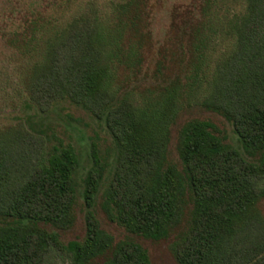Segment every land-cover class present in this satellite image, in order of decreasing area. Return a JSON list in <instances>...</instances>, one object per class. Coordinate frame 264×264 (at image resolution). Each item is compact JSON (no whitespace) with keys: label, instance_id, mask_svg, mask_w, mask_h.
<instances>
[{"label":"trees","instance_id":"16d2710c","mask_svg":"<svg viewBox=\"0 0 264 264\" xmlns=\"http://www.w3.org/2000/svg\"><path fill=\"white\" fill-rule=\"evenodd\" d=\"M149 1L117 0L105 15L90 7L47 28L35 8L6 39L38 59L22 117L0 129V264H152L141 242L166 239L177 264H264V0H172L157 47ZM51 2L59 11L70 0ZM218 39L226 49L192 105ZM60 101L110 137L99 207L123 238L96 216L105 161L92 148L78 184L75 149H50ZM78 205L83 233L65 240Z\"/></svg>","mask_w":264,"mask_h":264},{"label":"rangeland","instance_id":"374dc122","mask_svg":"<svg viewBox=\"0 0 264 264\" xmlns=\"http://www.w3.org/2000/svg\"><path fill=\"white\" fill-rule=\"evenodd\" d=\"M117 0H70L64 3L58 11L51 0H0V129L9 124L15 123L22 117L24 104L29 101V88L32 65L37 61L34 52L29 54L7 45L6 39L14 38V33H20L24 29V18L35 8L39 10L44 21L41 22L43 27L47 28L53 24L61 25L70 19L73 14L88 13L91 8L97 10L101 15L108 13L111 3ZM163 2V0H159ZM61 2V1H58ZM156 0L149 1L150 11L153 12L151 30L152 38L156 43L155 47L162 41L165 30L168 26L169 9L172 0L162 3V7L157 10ZM14 5V11L10 12V7ZM91 7V8H90ZM229 10L233 12L237 7ZM5 12V13H4ZM29 17V15H28ZM45 21H51L52 25H47ZM47 32L38 33L36 38L38 45L41 44L47 35ZM211 64L209 65L205 78L201 81V87L193 88V94L190 95V103L196 104L205 95V79L210 76L213 69L214 61L217 56H221L226 49L225 43L221 39L211 46ZM151 65V63H150ZM208 74V76H207ZM209 78V77H208ZM135 82V80H134ZM50 119L54 120L53 133L48 138L50 149L57 147L59 144L71 145L78 155V169L75 178L78 184L81 183L84 172L91 162L92 148L100 157L101 161L106 163V172L102 181L97 198L95 201L96 216L100 220L101 227L112 234L116 239L123 238L125 233L118 226L111 224L105 218L99 207L101 197L107 188L112 166V154L114 146L104 127L92 118L83 108L68 101H60L53 104L49 111ZM185 118L184 116L181 117ZM179 120V121H180ZM217 125L223 127L227 136V141L238 148L243 155L248 153L242 149L236 141L230 126L218 120ZM61 144V145H62ZM173 152V151H172ZM174 156V154H172ZM175 157V156H174ZM260 208L264 213V201L261 202ZM65 240L75 239L83 233V212L81 207L76 208V220L72 228L68 230ZM171 240L143 241L142 245L146 248L152 264H177L169 251ZM52 264H68V259L63 256H57Z\"/></svg>","mask_w":264,"mask_h":264}]
</instances>
